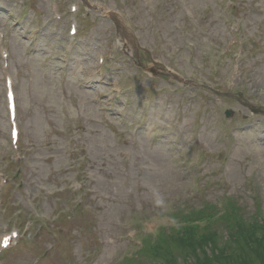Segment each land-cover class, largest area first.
<instances>
[{"label": "rangeland", "instance_id": "rangeland-1", "mask_svg": "<svg viewBox=\"0 0 264 264\" xmlns=\"http://www.w3.org/2000/svg\"><path fill=\"white\" fill-rule=\"evenodd\" d=\"M0 32V264H120L171 213L216 212L188 225L219 245L264 226V0H0Z\"/></svg>", "mask_w": 264, "mask_h": 264}, {"label": "trees", "instance_id": "trees-1", "mask_svg": "<svg viewBox=\"0 0 264 264\" xmlns=\"http://www.w3.org/2000/svg\"><path fill=\"white\" fill-rule=\"evenodd\" d=\"M178 227L170 229L157 242L147 243L144 250L129 262L145 258L155 264H264V226L257 224L233 228L231 239L218 244L210 228H193L183 217Z\"/></svg>", "mask_w": 264, "mask_h": 264}, {"label": "bare ground", "instance_id": "bare-ground-1", "mask_svg": "<svg viewBox=\"0 0 264 264\" xmlns=\"http://www.w3.org/2000/svg\"><path fill=\"white\" fill-rule=\"evenodd\" d=\"M118 24L121 25L120 22H119V20H118Z\"/></svg>", "mask_w": 264, "mask_h": 264}]
</instances>
